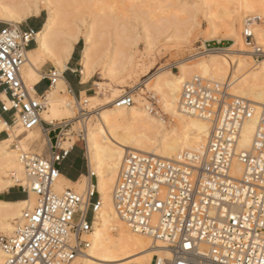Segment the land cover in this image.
<instances>
[{
	"label": "built area",
	"instance_id": "1",
	"mask_svg": "<svg viewBox=\"0 0 264 264\" xmlns=\"http://www.w3.org/2000/svg\"><path fill=\"white\" fill-rule=\"evenodd\" d=\"M256 20L243 35L254 54H260L252 30ZM36 32L12 24L0 30V92L7 97H0V116L8 115L9 123L19 120L25 131L42 123L45 109L44 94L38 95L37 85L28 86L21 73L27 51L36 45ZM59 78L54 68L41 82L49 90ZM230 89L229 80L201 77L183 85L180 110L211 125L202 153H186L182 161L141 152L125 157L113 193L115 207L133 232L167 246L171 259L155 264H264V111L251 147L241 150L242 131L254 108ZM133 104V95L125 94L117 105ZM45 127L50 142L46 156L19 154L26 181L18 186L27 199L32 193L36 204L23 211L12 235L0 236L3 264H76L91 249L100 194L95 186L81 194L55 191L61 165L75 144L68 150L60 146L69 123ZM78 138L85 143L82 130ZM236 162L242 165L239 177L233 176ZM87 168L89 175L88 160ZM94 180L92 175L93 185Z\"/></svg>",
	"mask_w": 264,
	"mask_h": 264
},
{
	"label": "bare ground",
	"instance_id": "2",
	"mask_svg": "<svg viewBox=\"0 0 264 264\" xmlns=\"http://www.w3.org/2000/svg\"><path fill=\"white\" fill-rule=\"evenodd\" d=\"M81 1V4L87 7L93 0ZM76 2L79 3L78 0H0V22L7 24L20 25L31 17L39 16L44 10L48 12L47 20L42 28L36 32V47L27 51V62L21 70L25 83L30 87L39 84L44 76L41 67L49 61L60 74V78L44 94L45 109L41 115L42 123L38 127L25 131L17 120L14 131L9 122L0 123V134L2 132L8 133V137L0 141V193L14 187L16 184L22 182V184H25L26 172L19 154L28 152L32 145L42 139V136L46 138L48 145H50L49 129L45 127V124L55 127L65 121L77 122V125L83 122L90 174L81 176L76 182L60 175L55 184V191L58 193L71 189L81 194L87 188L95 186L101 197V206L93 224L91 249L88 255L79 259L76 264H113L137 256H140V258L127 264L165 262L171 259L167 246L160 241L133 232L119 216L113 198L119 172L125 157L130 152L152 154L165 160L182 161L186 153L198 155L204 151L211 132L210 123L184 114L179 107L183 85L190 81L189 79L192 77H201L217 82L229 80L231 81L230 94L251 102L254 108V117L244 125L240 149L246 151L251 147L260 115L264 111V59H260L261 56L264 58V26L262 24L252 25L255 43L259 45L256 46L261 48L260 54L251 56L254 51L247 48L242 50L241 46L247 45L243 35L246 26L250 22L254 23L256 19L261 21L264 18V0H213V2H207L206 5L209 6V9H207L208 21L211 25H209V30L212 28L211 36H221V38H210V40H217L219 43L223 40H229L232 41V44L226 48H215L213 50H208L205 47L206 56L195 59L197 61L194 60L197 57L193 56L191 59L181 61L178 74L164 69V71L155 74V79L151 78L145 84V88L162 99L165 113L170 115L176 123V126L169 130L164 118L153 115L151 106L146 103L147 101L144 98H133L134 104L131 106L117 105L124 96V91L117 88L110 90L109 85H106L108 83H97L100 89L98 97L84 96L79 100L77 96L68 94V83L63 73L69 69L68 64L74 54L76 45L80 42L77 28L78 33H75L73 26L69 27L71 30L67 29L70 20L69 10L72 6H76ZM93 8H95L94 5ZM175 14L177 15L176 12ZM167 19L170 24L172 19ZM193 19L191 18V20ZM96 20L100 21V19ZM220 23L223 25L222 28ZM69 24L74 25V23ZM144 24L146 26V23ZM187 25L189 26V24ZM187 25L180 24L179 27L183 26L181 30L184 29L187 32ZM98 26H94L95 29L90 26L87 36L84 38L85 43L81 57L83 82L86 83L93 77L99 67L103 69L101 75L104 78H109L117 83L120 81L121 84H127L128 79L126 80V78H134L141 70H143L142 74L145 76L152 72L154 64L145 67L146 63L143 60L145 57L138 56L136 53H129L130 55L128 54L124 61H118L117 58L119 56L121 58L120 53L123 52L121 49L124 45L122 47V44L119 45L121 49L118 48V45V47L114 46V50L111 49L112 54L109 62L104 66L108 51L104 52L105 41L102 42V38H96V31L94 30ZM190 28L191 26H189ZM144 29L146 30V28ZM194 29L192 30L194 31ZM149 30L145 32H149ZM178 30H175V33ZM220 30H224V32L219 33ZM180 32L179 30L176 34L178 35L177 38L185 33L181 32L180 34ZM125 34L127 33L125 32ZM190 34L192 33L190 32ZM184 37L180 38L183 43L187 41ZM120 38L115 39L119 44L122 40V37ZM145 39L149 44V50L150 48L153 49L155 43L158 44L154 38ZM106 41L108 42V40ZM123 50L126 49L123 48ZM147 52H149L148 49ZM152 52L150 53L152 54ZM150 53L148 54L150 55ZM145 60L147 61L148 58ZM252 63L254 65L250 66ZM122 85L124 86V84ZM0 97L3 101H7L4 93L0 92ZM78 114L81 118L88 116L87 119H92L91 114H95L96 122L92 125L90 124L91 121L84 122L86 117L83 121H80L77 117ZM67 123L70 124V122ZM65 135L66 139L60 142V146L68 150L74 146L71 140L75 136L72 130H67ZM15 142H17L18 147L12 149L11 146ZM241 174L242 165L236 162L233 167V176L239 177ZM92 175H95L97 179L95 185L92 184ZM35 204L36 199L32 193H30L29 199L26 198L19 202L0 200V231L12 235L20 222L22 211L32 208ZM3 261L4 254L0 249V264H3Z\"/></svg>",
	"mask_w": 264,
	"mask_h": 264
},
{
	"label": "rangeland",
	"instance_id": "3",
	"mask_svg": "<svg viewBox=\"0 0 264 264\" xmlns=\"http://www.w3.org/2000/svg\"><path fill=\"white\" fill-rule=\"evenodd\" d=\"M78 1L79 3L76 2L75 4L76 6L74 5L76 8L72 6V8H70L71 10H69V16H70L69 23H72V24L74 23V25H71L68 23L67 29L71 30V28L69 29V27L73 26L72 28L75 29V33H78L77 31H79L78 36L80 38V42L76 45L75 55H73V59L71 58L68 64L69 69L66 70L65 72L68 78H73L81 82L83 81V75L81 73L82 72L81 57H82V50L84 48V43H85L84 38H86L87 36L88 30H89L88 28L90 26H93V28L95 29L94 26L96 25L97 26L99 25L98 28H100L99 30H97L98 28L96 27V30H94L96 31L95 32L96 38H102L103 39L102 42L105 41L104 42V49H105L104 52L108 51L107 55L109 56V57L107 56V59H105L104 66H106L107 63L109 62L110 56L112 54L111 49L114 50V46H117V45L119 46L121 44H122L121 45L122 47L124 45L123 48L126 50H123V48L121 49V46L119 47L117 46L123 51V52L121 51L123 54L120 53V55H122L121 58L120 56L117 58L118 61H124V59L128 56L129 53L130 54L136 53V55L138 56H142V57L144 56L145 59L148 58L147 61L143 59L146 63L145 67H148L151 64L152 65L154 64V66H153L152 72L148 76H145L144 74H142L143 70H141L139 71L137 75L134 76V78L131 79L127 77L126 78V80L128 79L127 84L122 83L124 84V86L121 84L120 81L117 83V82L112 81L109 78H104L101 75V73L103 72V69L102 67L101 68L99 67L97 69L96 74L93 77H91L86 83L84 82L85 84H87L86 87L89 88L90 90L86 93V95L77 94V99L81 100L82 97L84 96L85 97H98L100 89L97 83H108L106 85H109L110 90H112L113 88H117V89L123 90L124 95L131 94L133 95V98L135 97H140L142 99L144 98L147 101L146 103L151 106V109H152L151 112L153 113V115H156V116L159 115L164 118V120L167 123L168 130L175 127L176 123L172 120V117H170V115H167L165 113L163 109L162 99L159 96H156L154 92H151L149 91V89L145 88V84L151 78L155 79L156 78L155 74L158 73L159 71H164V69L165 71L168 70L175 74H178L179 73V63L181 61L191 59L192 56L197 57V58H194V60L200 57H205L206 56L205 55L206 54L205 45H208L209 43L211 45V48H226L232 44V41H229V40H223L221 44H219L217 40H210V38H221L220 35L211 36L212 28L209 30L211 26L208 21L209 15H208L207 9H209V6L206 5V3L213 2V0H172V1L170 0H155V1L154 0H93L90 3V5L89 4L87 5V7L81 4L82 2L81 0H78ZM93 5L95 8H93ZM157 10L160 13L162 11L161 14L162 15L164 14L163 15L164 18L161 17L162 15ZM88 11L90 13L91 11H95V12H92L90 14ZM175 12L177 13V15L175 14ZM172 13L176 16H174ZM102 14L105 16H103ZM100 15H101V18H100ZM173 17L175 21L177 22V23L175 22L177 26L174 25L175 23H174ZM47 18H48V12L44 10L39 16L31 17L30 19H28L27 21H25L24 23L20 25L23 28L29 27V28H33L39 31L42 28V25L44 24V22L47 20ZM167 18H169V20L172 19L170 21V24ZM191 18L192 19L194 18V19L191 20ZM96 19H100V21ZM81 20L83 23L81 22ZM256 21L258 25L262 24L264 26V18L261 21H258V20ZM144 23H146V26H144L145 25ZM171 23H174V24H171ZM92 24H96V25H92ZM180 24H182L183 26L189 24L191 28L189 29V26L187 25L189 30L187 29V32H185L186 30L185 31L184 29L181 30L183 26L181 28L179 27ZM196 24L197 26H195ZM220 24L222 28L223 25L222 23ZM6 25L8 24L4 22H0V29H3ZM192 25L194 26L192 27ZM101 27L102 29H104L103 31ZM148 27L150 28V30ZM175 27L179 29L182 33L185 32L181 36H180L181 34L180 32L179 38H177L178 35H176L178 34L179 30L175 33V30H177ZM76 28H77V31H76ZM144 28H146V30H149V32L148 31L145 32L146 30ZM184 28L186 29L187 27H184ZM192 29H194V31ZM122 31L124 32L123 34H122ZM221 31L224 32V30H220L219 33H223ZM100 32L103 34H101ZM125 32L127 34H125ZM190 32L192 34H190ZM100 35L102 36L100 37ZM185 35L187 36L184 37ZM119 36L122 37L120 44L118 41H116L120 38ZM182 36L187 39V41H185L184 43L180 41L182 40L180 39ZM145 38H150V39L154 38L155 42L158 43V44L155 43L156 46L154 45L153 49L150 48V50L153 51L152 52L153 55L150 53L151 51L148 48L149 44L147 43V39ZM178 39L179 41H177ZM186 39H183V40H186ZM106 40H108V42ZM36 45L34 47H36ZM256 45L259 46L258 44ZM211 48L207 47L208 50H210ZM246 48L253 51V49L247 45L241 46L242 50ZM147 49L149 52H147ZM118 51L120 50L118 49ZM148 53H150V55ZM254 55L255 54H251V56H254ZM260 59L263 60L264 58L261 56ZM252 65L254 64L253 63L250 64V66ZM54 68H55L54 65L49 61L48 63H46L44 66L41 67V72L46 73L49 70L54 69ZM192 78H190L189 80H191ZM46 87H47V83H44L39 87L38 91L40 92L44 90ZM106 90L108 91L109 89H106ZM68 94L72 96V94L70 93ZM101 98L103 97L101 96ZM91 116H92V119H87L88 116H84L81 118L80 114L77 115L80 121L81 120L83 121V119L86 117V119H84L85 120L84 122L91 121L90 124L92 125L94 122H96V117H95V114H91ZM18 121L16 120L15 123L14 122L9 123L13 127L12 129L14 131H15V126L17 125L16 123ZM67 122H70V127L68 130H72L73 135L75 136V138L71 140L72 143L75 144V148H78V149H75V151L77 152V155L80 156L81 160H83L84 164H87V153H86L87 151L85 150V143L78 138V135L81 132V130L84 132V129H83L84 123L80 122V124L77 125V122L72 123L71 121H65V122L59 123V125L67 123ZM3 133L6 135L4 137L0 135V141L8 137L7 132H3ZM23 135H24V132H23ZM84 137H85V134H84ZM47 144L48 142L46 138L42 136V139L38 141L37 143H35L34 145H32L28 152L46 156ZM16 145H17V142H15L13 146H11L12 149H15L14 146ZM76 146H79V147H76ZM22 183H19V184H22ZM94 183H96V180H94ZM19 184H16L14 187L9 188L8 190L22 193V190L18 186ZM8 235L10 234L0 231V236H8ZM139 258L140 256H137L129 260H125V261L117 262L113 264H127L128 262L135 261Z\"/></svg>",
	"mask_w": 264,
	"mask_h": 264
},
{
	"label": "crops",
	"instance_id": "4",
	"mask_svg": "<svg viewBox=\"0 0 264 264\" xmlns=\"http://www.w3.org/2000/svg\"><path fill=\"white\" fill-rule=\"evenodd\" d=\"M73 55H75V51ZM72 59H73V56H72ZM64 78L66 82L68 83V86L74 90L76 95L77 94L86 95V93L90 90L89 88L86 87L87 84H85L83 81L81 82L73 78H68L66 73L64 74ZM44 83H47V82H40L39 84H37L36 92L38 93V95H43L48 91L47 89L48 83H47V87L44 90L40 92L38 91L39 87ZM8 120H9L8 115L0 116V123H3V122L8 123ZM0 135L4 137L6 134L2 132ZM76 147H79V146H76ZM75 149H78V148H74L69 154L67 160L64 161L65 163L63 162V164L61 165V174L72 182L78 181V179H80L81 176L88 175L87 164H84L80 156L77 155V152L75 151ZM62 171H64L65 173H62ZM68 174H71L70 176L71 178L69 177ZM22 193L15 192L12 190L3 191L0 193V200L7 201V202L23 201L26 199V195Z\"/></svg>",
	"mask_w": 264,
	"mask_h": 264
},
{
	"label": "trees",
	"instance_id": "5",
	"mask_svg": "<svg viewBox=\"0 0 264 264\" xmlns=\"http://www.w3.org/2000/svg\"><path fill=\"white\" fill-rule=\"evenodd\" d=\"M33 48V47H32ZM67 160V159H66ZM62 173H65L64 171H62ZM69 175V177L71 176V174H68ZM71 178V177H70Z\"/></svg>",
	"mask_w": 264,
	"mask_h": 264
}]
</instances>
